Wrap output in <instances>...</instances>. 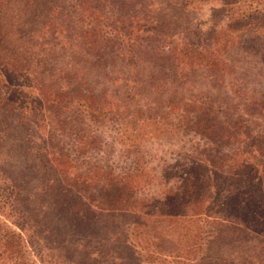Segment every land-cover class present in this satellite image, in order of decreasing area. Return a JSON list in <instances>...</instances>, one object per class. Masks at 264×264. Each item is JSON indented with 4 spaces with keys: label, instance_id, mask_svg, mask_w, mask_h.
I'll list each match as a JSON object with an SVG mask.
<instances>
[{
    "label": "trees",
    "instance_id": "obj_1",
    "mask_svg": "<svg viewBox=\"0 0 264 264\" xmlns=\"http://www.w3.org/2000/svg\"><path fill=\"white\" fill-rule=\"evenodd\" d=\"M3 1L10 11L6 15L0 8L3 123L28 120L33 124L43 119L50 128L43 139L45 145L56 148L60 141L72 140L71 150L85 155L101 146L100 133L92 127L117 123L121 114L129 116L130 112L144 117L143 108H147V115L154 112L159 117L148 116L147 123L183 122L223 144L241 142L244 135L255 148L241 150L248 156H238L241 152L233 156L225 176L200 172V161L192 163V172L154 201L137 196L131 184L138 180L130 181L129 174L100 173V167L97 173L87 174L93 167L87 162L75 167L70 156L71 160L60 162L46 148L51 159L29 165L36 171L31 177L12 175L14 189L8 193L14 212L8 215L12 226L8 219H0V264H33L24 247L25 233L36 245H41L37 239L48 245L43 252L52 254L54 260L41 259L42 264H264V129L239 113V105H263L258 99L264 96V0H220L231 32L247 35L244 47L241 42L228 46L230 37L224 44H203L204 32L186 20L191 10L216 0H182L181 8L177 4L166 7L171 13L161 7L151 11L148 0H112L116 13L107 21L96 9L105 0H75L77 4L74 0ZM60 16L67 27H57ZM147 16L150 26H146ZM64 34L67 38L59 42ZM217 38L213 35L212 40ZM41 44L43 49L36 54ZM233 53L239 55L237 64L230 57ZM242 64L256 70L259 77L242 81L241 74L249 76L241 72ZM133 66L132 79L113 74L114 69L126 72L130 68L131 72ZM233 78L232 91L223 92ZM240 81L244 86L240 89L247 87L252 94L237 93L235 85ZM8 86L41 92L34 105L39 109L27 108L6 95ZM229 107H237L234 115L227 112ZM137 121L141 120L128 122L137 125ZM255 153L260 157L256 159ZM220 177L225 178L224 190L218 189ZM248 181L253 186L243 188L242 183ZM32 183H39L40 188L33 192L29 187L30 198L36 203L52 196V207L47 205V210L55 212V222L61 225L54 226L40 216L39 222L26 218L30 210L38 212L34 203V207L26 205L25 186ZM2 195L0 199L9 203ZM221 195L228 198L225 202L240 195L243 205H223L218 211L223 216L214 215L210 200ZM17 218L23 221L16 223L24 227L20 232L13 226ZM46 234L56 245L50 242L49 246ZM153 244L159 250L152 249ZM163 249L169 252L164 254Z\"/></svg>",
    "mask_w": 264,
    "mask_h": 264
},
{
    "label": "rangeland",
    "instance_id": "obj_2",
    "mask_svg": "<svg viewBox=\"0 0 264 264\" xmlns=\"http://www.w3.org/2000/svg\"><path fill=\"white\" fill-rule=\"evenodd\" d=\"M138 1L140 0H136V3ZM103 2V5H101V2H99L98 5L100 7H97L96 9L101 11V14L104 15V20H102L107 21L108 17L111 16L112 13H116V10L114 9L116 7L111 6V4H113L112 0H105ZM147 2L148 4H152V7L150 9L151 11L153 9L155 11H160L161 9H165L169 4H177L179 8H181L180 3L182 4V0H148ZM75 3L77 4V1L74 0V4ZM202 6L203 7L201 9L193 11L191 10L190 14L187 13L185 17H187L186 20H189V23H193L197 30H199L200 32H204L203 34L205 40H202L203 44H213L214 41L220 42V44H224V41H227L225 39L228 37H230L231 39V41H229L228 43V46H230L231 44L237 45L240 42V44H242L243 46L247 42L246 34L242 35L241 31L232 33L229 29V21L223 15L222 1L216 0L210 3L203 4ZM56 7L59 8V5L56 4ZM0 8L4 14L10 15L9 5L3 0H0ZM159 8L160 10H158ZM166 10L170 13L173 12L172 10H168L167 8ZM175 11L177 13H180L181 10L175 8ZM151 13L148 16H152ZM15 14L19 16L18 12H15ZM148 16L146 17V21L148 22L146 26H150L151 24ZM62 17L63 16H60V21L58 22L59 25H57L59 29L67 27V21L65 19H62ZM172 19L175 18L172 17ZM191 20H193V22ZM213 35L215 38L218 35V38L216 40H212ZM67 36V34L60 36V39L58 41H63L67 38ZM219 37H223V39H219ZM194 42L199 44L201 41H199L198 39H194ZM246 47H248L247 44ZM246 47L244 48L245 51L247 49ZM42 49L43 45L37 48L36 54H38V50L39 52H41ZM259 49H262L260 45ZM216 50L223 52L224 49L217 46ZM60 55L61 54L59 53V56ZM230 57L235 60L236 64L237 62H239L237 61L239 55L233 53V55H230ZM108 68V70L111 71L110 67ZM129 70L130 68L125 72L123 70L118 71L114 69L113 74L117 73V76H121L122 74H124L125 77L132 79V76H134L136 72V66H133L131 72H129ZM240 70L243 73L246 72L249 74V76H243L241 74V76L239 77L242 78V81L256 80L257 77H259L258 72L254 69L251 70L249 68V65L247 64H242ZM239 77H236L235 79H239ZM233 80L234 78L227 85L226 89H222L223 92L224 90L225 92L229 93L232 91L230 88H232L234 85L232 84V82H234ZM235 86H237V88L239 87L237 93L241 91L240 93L246 92L247 94H252V91H250L249 88L247 89V87H245L246 90L244 89V91H242L243 89H240L244 87L242 85V82L239 85L236 84ZM235 86L233 88V91L237 89L235 88ZM131 91H133V89ZM40 93L41 92L37 91L30 92V89L28 88L20 89L13 86H8L5 94L18 101L24 102L23 105L27 108L33 106L31 109L36 110L39 108L34 105H36L35 102H37V97H41ZM263 93L264 91L261 94ZM258 100H263V105L259 104V106H251L245 103V106L239 105L240 111H242L239 113L244 114V120L252 119L253 123H255L256 125L261 124L263 126L262 128L264 129V96H262V99ZM241 102L244 104V101ZM213 104H215V107H217L216 105L218 104V102L216 101ZM218 106L220 108V104ZM252 107L256 110L252 111L253 115H250L249 113H251V111L249 112V110H251ZM236 108L237 107H229V109H227V112L233 113L234 115V110ZM145 110H147V108H143L144 117L136 116V114L130 112L129 116L131 117H129L128 114H124L125 116L121 114V119L118 118L117 123L111 124L107 121L103 125H101V127H97L94 125L95 127H92V130L96 131L97 134L100 133L101 142H99L101 146L100 148L96 149V151H91V154L88 153L85 155H83L84 153L75 154L74 150H71L73 148L71 147L73 146L72 140H64L66 142L60 141L56 148L51 144L45 145L43 139L47 138L48 128L45 125L46 122H44L43 119L40 121H34L33 124H30V121L28 120H6L3 123L0 118V194L3 193V198L5 200H8L10 203L9 204L8 202H4L2 199H0V214L2 215L0 216V219H8L7 224L12 226L9 223L11 218L8 217V215L11 214V211L14 212V203L10 201V196L8 193L9 190L14 189V181L12 179V175H20L21 178H24L25 176L31 177L34 172L36 173V171L30 169L29 165L37 164L40 159H42V161H47L51 158L54 159L56 157L60 162H67L72 159L75 167L78 165L81 166V164H85V162H87L89 166H93L91 170L89 169L87 174H91L93 172L97 173L96 171L99 170L96 167H100V173L104 171H110L111 173L120 176H127L129 174L130 181L135 182V180H138L137 183L135 182L134 184H131L133 190L137 191V196L140 199H146L150 197L154 201L155 196L157 200V198L161 196L163 192H167L170 188L172 189V187L176 184L178 185V182L180 180H182L188 173L192 172V163L200 161L201 166L198 167V170L200 172H206L207 174H209L208 172H213L214 174H223L221 176H225L224 174L228 173L227 171L233 164V162L230 160L233 156L239 154L243 149L250 150L251 148H255L254 143L247 142L244 135L240 139L241 142L231 141L227 144H223L221 140H218L216 138L211 139L213 135L210 137L204 134L203 131H201V133H197L195 128H188V126L183 124V122L177 123L176 121L175 123H170L167 120H163L164 124H155L156 122L147 123L144 121V119H148V116H153L156 119H158L159 117H157L158 115H156V113L154 112H151L147 115L148 111ZM222 113L223 114L221 115H224L225 112ZM237 116L238 114L235 113L234 117ZM136 118L141 120L139 122L137 121V125H135L133 122H128L131 119L134 121ZM246 125L247 123H245V126ZM257 128L256 130H258ZM46 148H48L50 153L54 152V154H57V156L50 158L48 152L46 151ZM63 149L66 150L64 151ZM242 155H246V153L241 152V154H239L238 156ZM68 156H70L71 159H69ZM254 157L257 159L260 156H256L255 153ZM262 157L264 160V156ZM261 162L263 161L261 160ZM139 172L142 173L140 174L142 175V177L135 179V176ZM27 181L29 180H26L25 182ZM23 182L24 181H22V183ZM248 183H246V185L242 183L243 188L246 189L253 186V182L251 183L250 181H248ZM38 185L40 188L39 183H32V185L25 186V198L28 200L26 204L27 207H34V203L38 209V212L35 213L31 212V210L29 209L31 213L29 212V214L26 215V218L29 220L36 219V221L39 222L38 216H40L45 220L47 219L50 224L54 226L55 223H59L61 225V222H55V212H53L52 209L47 210V205L52 207V196L47 199L48 201L46 200V198H41L38 199L36 203L35 201H33L34 199L30 198L32 193H30L27 189L29 187H32L33 192H38ZM217 185L221 186L218 187V189L224 190L226 185L225 178L220 177V182L217 183ZM227 194H229V192H227ZM213 195H216V189ZM222 196L223 195L217 198L213 197L212 201L210 200L213 206V208L211 206L213 211L211 210L210 212H212V214L214 215L218 213V211L221 209V206L223 205H226L227 207L234 206L235 208L239 204L243 205V203H239L240 201L238 197H240V195L238 197L235 195L233 197L235 198L234 201L230 200L228 202H225V199L228 198L226 196ZM208 204L209 202L206 203V206H208ZM11 206L13 209L11 208ZM34 209L37 210L36 208ZM204 211V213L208 212L206 209ZM22 213H25L24 210L22 211ZM15 214H17L16 211ZM222 214L223 213H218L217 215L223 216ZM23 216L24 215H22V217ZM14 222V229L20 232V228L22 226L16 225V223L19 224L21 222V224H23V221H21V218H17L16 220H14ZM72 232H74L72 234H76V230H73ZM48 234H46L47 236L45 237L46 239L48 237L50 240L48 241L49 246H51V243L53 246L56 245V242H53V240L51 241ZM60 234L63 236V233L61 231H59V235ZM37 240L41 243V245H36V242L34 243L33 239L29 237V234L27 235V233H25L23 235V242L24 247L27 250L28 260H31L33 264H42L41 259L49 260L53 258V256L52 254H47V251L43 252V250H45L48 245H44L40 239ZM153 248L156 251L159 250V247L157 245H154L152 249ZM174 251L175 250H171V252ZM166 252L169 251L163 249V253L167 254ZM46 254L48 256H46ZM167 259L173 261V258L170 256H168ZM54 264L57 263L54 262ZM69 264L72 263L69 262Z\"/></svg>",
    "mask_w": 264,
    "mask_h": 264
}]
</instances>
